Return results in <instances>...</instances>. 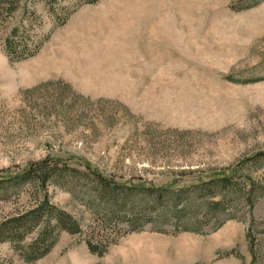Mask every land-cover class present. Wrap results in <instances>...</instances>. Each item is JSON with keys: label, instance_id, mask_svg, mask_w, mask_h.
I'll list each match as a JSON object with an SVG mask.
<instances>
[{"label": "rangeland", "instance_id": "1", "mask_svg": "<svg viewBox=\"0 0 264 264\" xmlns=\"http://www.w3.org/2000/svg\"><path fill=\"white\" fill-rule=\"evenodd\" d=\"M6 1L13 5L0 8V178L48 159L80 171L88 163L115 184L179 190L233 169L234 184L260 186L253 209L229 194L220 210L234 220L219 229L222 216L194 212L202 235L190 236L204 245L198 262L164 251L139 264H264V0ZM15 27L40 44L34 57L9 61L4 40ZM79 178L56 177L47 193L80 233H61L34 264H135L126 250L137 236L177 237L190 227L165 216L166 200L146 205L141 221L151 223L130 232L125 219L137 215L140 197L112 214L95 183ZM14 193L0 201V223L43 195L29 186ZM181 200L171 207L204 203ZM251 220L261 223L251 232L262 251L254 263L245 238ZM87 241L108 248L93 255ZM0 264L25 263L0 243Z\"/></svg>", "mask_w": 264, "mask_h": 264}, {"label": "trees", "instance_id": "2", "mask_svg": "<svg viewBox=\"0 0 264 264\" xmlns=\"http://www.w3.org/2000/svg\"><path fill=\"white\" fill-rule=\"evenodd\" d=\"M96 1L93 0L92 2H87V4H92ZM11 5H13L12 1L0 0V8H9ZM25 33L26 31L22 27H15L11 29L9 35L4 40V50L10 62H21L34 57L38 53L40 44L35 43L28 34L24 35ZM58 161L61 162V160ZM79 165L83 167V171L70 168L66 164L60 166L58 162L46 159L35 164H30L27 169L17 175L0 178L1 202H6L9 197L15 195V191L23 186L43 191V195L36 199L32 207L0 223V243L11 244L15 254L25 264H34L46 257L57 244L61 233L64 232L69 235L80 233L79 224L67 213L55 208L49 201L47 186L55 183L54 179L59 176H72V178L77 180L80 179L79 176L84 179L90 178L96 185L97 199L103 201L104 205L107 203L105 208L112 214L117 212L115 206L121 208L126 206L124 210H128L132 195H136L135 197L137 198L140 197L137 203L139 210L137 215H132L133 220L125 219L128 226H130V232L137 233L142 232L141 228H143L146 221H149V223L152 221L151 219L144 222L141 221L146 205L157 206L162 201L166 202L167 200L166 206L168 207H166V211L164 212L165 216L176 214L179 216L177 217L178 219L190 226L189 228L185 227L181 233L202 235L199 223L196 221L197 215L194 212L204 211L203 217L213 215V213H217L216 215L220 217L222 216V220L213 229L215 231L226 222L234 220V218L224 213L223 209L220 210V207L229 202V194H233L234 202H242L248 206L249 210L253 209L256 201L262 195L260 186L254 182L249 181L250 184L242 188L238 184H234L233 180L236 171L234 172L233 169L228 174L221 172L213 175L209 177L210 179L207 182L197 183L190 188L172 190L170 188L155 189L143 185L129 186L127 185L128 183L115 184L113 181L104 178L99 171L95 170L88 163L81 162ZM245 187H247L246 190ZM192 195L194 199H199V201L204 200V203H199L198 205L188 203L187 205L183 204L179 208L176 205L171 207L173 203L179 204L183 196L191 197ZM18 196L16 194V197ZM213 199L214 201L208 202V200ZM131 211L134 210H129V212ZM219 216L214 215V218H218ZM136 223L139 225H133ZM260 224L251 220L245 235L247 250L252 257L253 263L258 256H261L262 251L260 245H255L251 232ZM32 233H35V237L29 242H24L26 236ZM86 247L91 254L97 256H102L108 248L107 245H93L90 241L86 242Z\"/></svg>", "mask_w": 264, "mask_h": 264}, {"label": "crops", "instance_id": "3", "mask_svg": "<svg viewBox=\"0 0 264 264\" xmlns=\"http://www.w3.org/2000/svg\"><path fill=\"white\" fill-rule=\"evenodd\" d=\"M203 246V243L200 242L199 239L196 241L195 238H192L190 233H185L177 237H159L156 235L150 236L144 234L134 239V242L128 247V250H126V254L132 256L135 264H139V262L144 259L145 255L155 254L156 252L172 253L173 256L177 258L189 253L195 256V258H193L194 261H192V263H195L198 262L197 250H202ZM211 247L212 246L208 244V252H212ZM201 256L202 254L199 256L198 260L201 259Z\"/></svg>", "mask_w": 264, "mask_h": 264}]
</instances>
